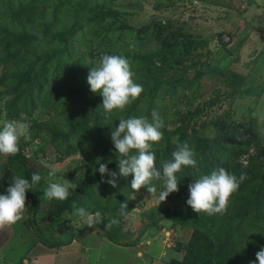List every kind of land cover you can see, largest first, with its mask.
I'll return each mask as SVG.
<instances>
[{"label": "trees", "instance_id": "1", "mask_svg": "<svg viewBox=\"0 0 264 264\" xmlns=\"http://www.w3.org/2000/svg\"><path fill=\"white\" fill-rule=\"evenodd\" d=\"M104 8L94 0H0V86L8 97L7 116L10 120H18L22 114H36L33 123L45 117L47 129L35 125L30 129L31 137L44 133L52 142L60 140L56 148L60 154L61 145L72 141L85 159L76 168L80 182L68 199L48 201L43 199L45 184L38 160L32 157L34 154L30 157L24 154L31 141L21 138L19 153L6 157V167L0 176V195L7 194L14 176L30 182L33 173L40 174L41 181L26 193L29 222L35 223L40 218V222L47 220L60 225L61 216L67 212L73 214L75 204L90 214L101 213L102 222L92 227L86 223L84 231L97 228L111 243L135 246L138 240L134 241L135 235L124 231L129 226L122 223L133 210L129 198L133 177L118 174V154L111 141V131L118 127L120 118L143 116L151 120V112L156 109L165 124L161 130L163 145L176 150L177 143H187L196 149L197 164L190 168L193 175L181 171L178 179L182 182L192 179L194 183L220 167L233 174L244 171L247 178L230 197L224 215L196 214L186 204L188 198L180 209L172 208L174 200L180 199V190H188L183 186L169 194L164 201L167 207L157 209L158 212L142 213V217L149 219L145 229L161 228L166 222L172 229L179 227L191 231L187 240L177 242L169 250L168 264H256L255 254L264 247V164L257 163L264 160V138L253 132L256 118L238 122L240 127H231L234 121L224 113L217 116L215 122L210 121V127L206 124L198 128L196 120L205 114L203 109L218 101H203L193 92L194 83L208 71V66L201 72L191 71L198 67L195 60L199 63L207 44L182 33L181 29H173L170 22L130 27L121 22L122 13L115 7ZM93 21H97V28L91 29ZM77 46L101 55L127 58L136 73V82L143 86L142 94L125 110H114L106 119L102 97L99 93L93 94L87 84L89 70L97 64L86 63L87 53L76 51ZM227 75L236 85L223 83L225 91L221 101L233 97L243 99L252 85L243 86L246 81L254 83L253 78L251 81V75L234 71ZM196 101L201 103L193 108ZM183 107L186 110L182 111ZM166 114L169 121L164 120ZM249 133L254 141H235ZM250 143L258 147L260 155L250 153ZM160 146V143L154 145L157 156ZM244 155L248 163L242 167L240 157ZM99 163L107 164L110 172L117 173L115 188L106 182L109 176L99 173ZM156 167L162 171L160 164ZM152 184L156 191L163 190V181L153 180ZM122 203L127 204L124 215H120ZM73 217L86 219L74 214ZM111 218L118 219L119 225L109 230L105 226ZM37 227L40 229L39 225ZM40 230L38 234L45 237ZM137 230L140 231L137 234L142 235V228ZM72 240V236L65 237L55 246H65ZM45 244L50 245L51 241Z\"/></svg>", "mask_w": 264, "mask_h": 264}, {"label": "rangeland", "instance_id": "2", "mask_svg": "<svg viewBox=\"0 0 264 264\" xmlns=\"http://www.w3.org/2000/svg\"><path fill=\"white\" fill-rule=\"evenodd\" d=\"M202 1L94 0V2L103 5L104 9L115 7L120 11V14L122 13L120 15L121 22L123 21L130 27L139 28L150 22H161L162 24L170 22V25L174 26L173 29H181L182 33H187L204 41L207 47H205L201 59L198 60L199 63L195 60L198 67L192 68L191 71L198 70L201 72L203 67L206 66H208V71L204 77L194 83L193 92L198 94L201 99H204L203 101L209 99H217L218 101L214 106L203 109L205 114L201 119L196 120L198 128L206 124L210 127L209 122H215V118L224 113H228L230 121H234L231 127H240L238 122L255 117L256 129L253 132L258 133V136L263 139L264 0ZM108 17L110 18V16ZM98 23L102 27V23ZM94 27L97 28V21L91 23V29ZM77 49L79 52L84 51L87 53L85 60L88 62L86 63L92 61L96 65L102 56L101 54L90 52L87 47L77 46L76 51ZM62 64L64 65L65 63L62 62ZM229 71L251 75V81L253 78L255 84L246 81L247 83L245 82L243 86V88H246L247 85H252L243 99L233 97L221 101L222 93L225 91L223 83L227 86L236 85L228 77L227 73ZM73 72H75V69H73ZM4 91V88L0 86V121L10 120L5 109L8 97L5 96ZM198 103L200 104L201 102L196 101L193 108ZM183 110H186V108L183 107ZM35 117L36 114L33 116L22 114L18 120H23V122L29 124L30 129L35 125L47 129L46 118L44 117L33 123L32 119ZM168 119L169 115L166 114L164 120L169 121ZM214 128L212 126L213 130H215ZM50 139L46 138L44 133H39L38 136L31 137V144L24 150L26 156L30 157V155L34 154L32 157L38 160L45 188L47 186L48 173L53 170L58 180L66 179L70 182H80L78 178L79 172L76 171V168L85 159L78 153V146H75L72 141L64 142L61 145L60 154L56 148L61 141L52 142ZM250 140L254 141L250 133L242 138L239 136L235 139L238 142ZM159 143L161 146L157 150L160 151V154L159 156L156 155L155 164L162 166L163 162L172 159V153L170 154L168 150L171 152L175 150L167 149L163 145V140ZM190 148L195 153L196 149ZM249 150L251 154H259L258 147L253 145V143H250ZM196 155L195 153V157ZM240 158L241 161L243 156ZM257 163L263 165L264 160H258ZM5 167L6 157L0 155V176ZM190 168L192 167L182 169V173L192 176L193 171L192 169L190 171ZM180 173H177V177H180ZM235 173L238 177V174L244 173V171ZM154 181L161 183L162 180ZM192 183V179H190V182H182L179 179L178 187H189ZM131 192L132 194L129 198L133 210L124 217L122 223L126 227L129 226L124 231L128 234H134V241L138 240L135 246L124 247L109 241L104 242L100 230L91 228L84 231L87 220H76L70 212L64 213L61 216L62 222L57 225L56 222L47 220L40 222L41 219L38 216L35 223L29 222L30 217L26 210L24 219L0 229V264H168V260L171 258L169 250L173 249L177 242L187 240L191 235V231L187 228L181 229L179 227L172 229L173 227L171 228L170 224L166 222L161 228L146 230L145 226L149 223V219L142 217V213L158 212L157 209L167 207V204L164 202L159 204L157 195L160 191L149 193L145 187H142L139 190L131 189ZM180 193H182L180 194V199L174 200L172 208L180 209L185 199L189 196L188 190L182 189ZM28 206L29 204H26V208ZM44 207L45 210L48 209V206ZM154 215L156 216V214ZM37 225L44 232L45 237L38 234L37 230L40 229ZM138 227H141L143 232L140 236L137 234L140 232L137 230ZM85 235L88 236L81 238ZM64 236H72L76 241L59 249L60 247L55 245L57 243L61 244L65 239ZM49 241H51L50 245L55 247V249L50 248L49 244H45ZM152 244L153 247H155L154 244H158L161 248H164V251L167 252L166 256L163 257L164 260L152 261V256H157V254H148L146 251ZM143 251H146L143 256H137V252ZM176 257L180 258L179 255H176Z\"/></svg>", "mask_w": 264, "mask_h": 264}, {"label": "clouds", "instance_id": "3", "mask_svg": "<svg viewBox=\"0 0 264 264\" xmlns=\"http://www.w3.org/2000/svg\"><path fill=\"white\" fill-rule=\"evenodd\" d=\"M87 84L93 94L99 93L102 97L103 115L111 117L114 110L123 111L132 104L144 91L142 84L136 82V73L131 62L122 55H102L96 66L90 68ZM165 127L164 121L156 109L151 112V120L146 117L120 118L118 127L111 131V141L118 154V174L120 177L131 175V189L139 190L145 187L149 193L156 188L153 180L163 181V190L159 193V204L164 202L169 194L177 192V173L187 167L197 164L194 151L187 143L176 145L172 152V159L163 162L162 171L155 164L156 155L154 145L161 142ZM31 139L30 126L23 120L0 121V155L15 156L19 153V142ZM98 171L101 176L110 177L106 182L113 188L117 186V173L110 172L107 164L99 163ZM246 174L239 177L220 167L210 174L202 175L188 187L186 204L196 214L204 213L212 216L224 215L227 212L230 197L238 191L240 184L246 179ZM42 177L33 173L31 181L14 176L11 186L5 195H0V229L16 224L25 218L26 193L34 188ZM78 187L76 182L66 179L58 180L55 171L47 176V186L43 191V199L63 202ZM158 204V205H159ZM74 215L84 217L88 226L102 222L99 211L88 213L83 207L73 205ZM120 215H124L127 204H120ZM119 225V220L111 218L106 224L107 229ZM256 264H264V247L255 254ZM252 264V262H250Z\"/></svg>", "mask_w": 264, "mask_h": 264}, {"label": "crops", "instance_id": "4", "mask_svg": "<svg viewBox=\"0 0 264 264\" xmlns=\"http://www.w3.org/2000/svg\"><path fill=\"white\" fill-rule=\"evenodd\" d=\"M88 235H85L84 237H81V238H85V237H87ZM102 236V239H103V241L104 242H106V241H108L106 238H105V236L102 234L101 235ZM89 238H91V237H89ZM76 240L73 238V240L69 243L70 245L72 244V243H74ZM110 242V241H109ZM163 243H164V241H163ZM69 244H67V245H69ZM66 245V246H67ZM155 245V247H153V244L148 248V249H146V251L148 252V254H152V253H155V254H157V256H152V258H153V260L152 261H154V260H156V261H162V260H164L163 259V257H165L166 256V251H164V248H161V246L160 245H158V244H154ZM173 246V245H172ZM63 247H65V246H62V247H60L59 249H61V248H63ZM53 249H55V248H53ZM85 249H87V248H85ZM146 251H143V252H137V256H143V253L144 252H146Z\"/></svg>", "mask_w": 264, "mask_h": 264}, {"label": "built area", "instance_id": "5", "mask_svg": "<svg viewBox=\"0 0 264 264\" xmlns=\"http://www.w3.org/2000/svg\"><path fill=\"white\" fill-rule=\"evenodd\" d=\"M247 159H248L247 156L244 155V156H243V159L240 161V165H241L242 167H245V166L247 165V163H248V160H247Z\"/></svg>", "mask_w": 264, "mask_h": 264}]
</instances>
